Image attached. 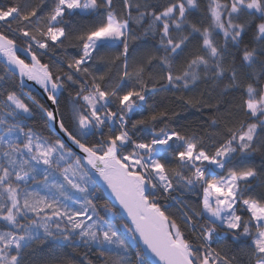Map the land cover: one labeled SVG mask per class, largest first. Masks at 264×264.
<instances>
[{"label":"snow or ice","instance_id":"1","mask_svg":"<svg viewBox=\"0 0 264 264\" xmlns=\"http://www.w3.org/2000/svg\"><path fill=\"white\" fill-rule=\"evenodd\" d=\"M0 264H264V0L0 3Z\"/></svg>","mask_w":264,"mask_h":264},{"label":"trees","instance_id":"2","mask_svg":"<svg viewBox=\"0 0 264 264\" xmlns=\"http://www.w3.org/2000/svg\"><path fill=\"white\" fill-rule=\"evenodd\" d=\"M7 0H0V3H6ZM168 96V99H171L170 98V94H166ZM165 102H167V100H165ZM207 112V110H205ZM182 115H185L184 113H182ZM187 119L182 121L183 123H185L186 125L191 123L193 126L197 125L200 123V116H199V113L197 112L196 109H190L187 113ZM259 159L260 157H256V160L257 162H259ZM103 198V197H102ZM47 247V246H45ZM62 251H65V252H71L70 249H67V248H63ZM83 251V250H81ZM77 259H79V256L76 257Z\"/></svg>","mask_w":264,"mask_h":264}]
</instances>
